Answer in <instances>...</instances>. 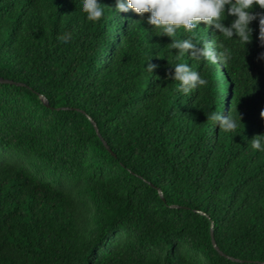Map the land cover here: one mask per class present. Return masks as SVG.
<instances>
[{"label": "trees", "instance_id": "16d2710c", "mask_svg": "<svg viewBox=\"0 0 264 264\" xmlns=\"http://www.w3.org/2000/svg\"><path fill=\"white\" fill-rule=\"evenodd\" d=\"M100 2L91 22L81 0H0V264H264L259 19L248 44L201 23L231 53L212 64ZM177 63L207 85L184 94ZM230 111L235 132L207 120Z\"/></svg>", "mask_w": 264, "mask_h": 264}, {"label": "clouds", "instance_id": "9594fccd", "mask_svg": "<svg viewBox=\"0 0 264 264\" xmlns=\"http://www.w3.org/2000/svg\"><path fill=\"white\" fill-rule=\"evenodd\" d=\"M82 10L91 22H99L104 17V6L100 0H81ZM264 9V0H116L117 12H128L148 16V24L152 26L157 35H166L172 38L168 46L178 50L176 59L180 60L186 54L194 60H206L212 64H226L231 59V53L222 43L217 44L219 51L213 50V44L204 41L202 44L195 41V31L204 23L208 28L218 30L226 39L234 36L248 44L252 40V21L259 19V39L264 42V12L253 13L255 6ZM226 14L236 17L230 26L223 21ZM183 29L189 35L185 39H176V34ZM61 43H68L70 34L57 37ZM264 58V57H262ZM170 63V62H169ZM174 74L169 71L168 79L179 81V90L189 94L193 90L207 85L208 81L192 70L186 63H177ZM157 65L149 63L148 71L154 72ZM207 120L215 121L222 132H235L239 121L234 118L231 111L228 115L219 112L206 113ZM264 118V111L260 113ZM240 119L241 116H240ZM253 150L264 152V134H258L250 141Z\"/></svg>", "mask_w": 264, "mask_h": 264}, {"label": "water", "instance_id": "95a60500", "mask_svg": "<svg viewBox=\"0 0 264 264\" xmlns=\"http://www.w3.org/2000/svg\"><path fill=\"white\" fill-rule=\"evenodd\" d=\"M0 83H10V82L0 79ZM44 101H45V100H44ZM46 105H47V103H46ZM92 122H93V121H92ZM93 125H94V127H95V129H96V132L98 133V136L101 138V140L103 141V143H104V145L106 146V148H107L108 150H110L109 147H108V145H107V143H106V142L104 141V139L101 137V134L99 133V129H98V127L96 126V123H95V122H93ZM212 243H213V246H214V248L216 249V251H217L220 255H223V253L219 250V248L217 247V245H216V243H215V240H214L213 234H212Z\"/></svg>", "mask_w": 264, "mask_h": 264}, {"label": "bare ground", "instance_id": "6f19581e", "mask_svg": "<svg viewBox=\"0 0 264 264\" xmlns=\"http://www.w3.org/2000/svg\"><path fill=\"white\" fill-rule=\"evenodd\" d=\"M103 92V91H102ZM105 92V91H104ZM105 94V93H104ZM108 94V93H107ZM100 100V99H99Z\"/></svg>", "mask_w": 264, "mask_h": 264}, {"label": "rangeland", "instance_id": "374dc122", "mask_svg": "<svg viewBox=\"0 0 264 264\" xmlns=\"http://www.w3.org/2000/svg\"><path fill=\"white\" fill-rule=\"evenodd\" d=\"M205 41V40H204Z\"/></svg>", "mask_w": 264, "mask_h": 264}]
</instances>
